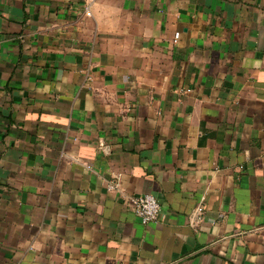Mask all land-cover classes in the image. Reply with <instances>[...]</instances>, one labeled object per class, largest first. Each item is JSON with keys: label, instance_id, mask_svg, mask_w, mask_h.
Wrapping results in <instances>:
<instances>
[{"label": "crops", "instance_id": "obj_1", "mask_svg": "<svg viewBox=\"0 0 264 264\" xmlns=\"http://www.w3.org/2000/svg\"><path fill=\"white\" fill-rule=\"evenodd\" d=\"M0 264H264V0H0Z\"/></svg>", "mask_w": 264, "mask_h": 264}, {"label": "built area", "instance_id": "obj_2", "mask_svg": "<svg viewBox=\"0 0 264 264\" xmlns=\"http://www.w3.org/2000/svg\"><path fill=\"white\" fill-rule=\"evenodd\" d=\"M89 14V13H88ZM90 15V14H89ZM110 190L120 191L119 185L110 186ZM133 211L142 224L158 223L161 219V205L153 195H133L128 197Z\"/></svg>", "mask_w": 264, "mask_h": 264}]
</instances>
